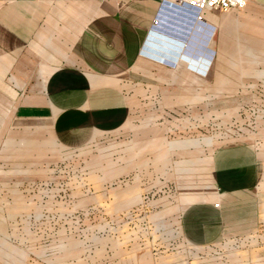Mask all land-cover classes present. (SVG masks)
<instances>
[{"label":"crops","instance_id":"1","mask_svg":"<svg viewBox=\"0 0 264 264\" xmlns=\"http://www.w3.org/2000/svg\"><path fill=\"white\" fill-rule=\"evenodd\" d=\"M205 24L213 55L201 76L181 55L200 61ZM161 29L185 42L173 64L154 59L146 43ZM138 86L144 94L130 92ZM0 101L11 103L17 118L46 123L73 149L121 134L143 101L145 146L162 150L161 197L176 195L167 199L166 214L170 208L176 217L166 218V228L208 250L244 245L264 229V131L255 142L169 139L185 127V110L192 113L187 126L199 127L203 102L210 103V124L211 103L264 101V0L208 10L202 22L163 10L160 0H0ZM151 259L144 254L139 264Z\"/></svg>","mask_w":264,"mask_h":264},{"label":"rangeland","instance_id":"2","mask_svg":"<svg viewBox=\"0 0 264 264\" xmlns=\"http://www.w3.org/2000/svg\"><path fill=\"white\" fill-rule=\"evenodd\" d=\"M209 34L201 31L200 61H185L201 76L213 55ZM131 88L145 92L144 86ZM143 103L128 119L135 129L73 149L60 145L46 123L17 118L11 103L0 101V264H132L135 258L139 264L144 254L152 264H264V229L244 245L208 250L186 245L176 229L166 228V218L176 214L170 208L166 214L168 198L161 197L162 150L145 146L150 117ZM211 104L216 114L210 124V103L203 102L199 127L187 126L192 113L185 110V127L169 139H260L264 101ZM7 111L11 115L1 117Z\"/></svg>","mask_w":264,"mask_h":264},{"label":"built area","instance_id":"3","mask_svg":"<svg viewBox=\"0 0 264 264\" xmlns=\"http://www.w3.org/2000/svg\"><path fill=\"white\" fill-rule=\"evenodd\" d=\"M249 0H160L163 10L170 8L184 12L191 16V19L202 22L204 13L208 10H228L242 9L246 6ZM157 24V20L154 24ZM204 31L210 33V28L205 24ZM176 52V51H174ZM215 203L214 206H218Z\"/></svg>","mask_w":264,"mask_h":264},{"label":"water","instance_id":"4","mask_svg":"<svg viewBox=\"0 0 264 264\" xmlns=\"http://www.w3.org/2000/svg\"><path fill=\"white\" fill-rule=\"evenodd\" d=\"M152 32V33H151ZM148 36V40L146 41L147 45L151 47V51L154 52L151 55L154 59L161 62H168L173 64V61L177 59L180 55V52H174L177 49L179 50V46L185 45V42L180 38L172 36V34L167 30H157L156 32L151 31ZM148 49V47L146 46ZM184 61L190 60L189 55H181Z\"/></svg>","mask_w":264,"mask_h":264},{"label":"bare ground","instance_id":"5","mask_svg":"<svg viewBox=\"0 0 264 264\" xmlns=\"http://www.w3.org/2000/svg\"><path fill=\"white\" fill-rule=\"evenodd\" d=\"M145 51H147L146 49H145ZM153 54H154V52H153ZM192 62V61H191ZM194 62V61H193ZM194 63H197L196 61L194 62Z\"/></svg>","mask_w":264,"mask_h":264}]
</instances>
